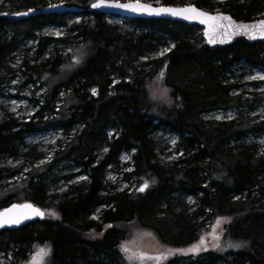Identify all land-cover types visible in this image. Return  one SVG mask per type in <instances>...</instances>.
Masks as SVG:
<instances>
[{
  "label": "trees",
  "instance_id": "1",
  "mask_svg": "<svg viewBox=\"0 0 264 264\" xmlns=\"http://www.w3.org/2000/svg\"><path fill=\"white\" fill-rule=\"evenodd\" d=\"M55 1L0 0V85L17 74L10 64L24 39L38 38L47 25L69 27L70 32L55 40V50L46 51L48 41L42 38L31 59L23 58L18 73L26 78L24 84L43 88L41 108L56 116L42 119L34 113L20 123L0 121V159L16 157L23 150L30 158L34 146L26 142L28 135L79 124L82 129L56 158L81 168L88 180L60 196L59 221L55 222V216L45 217L18 230L0 231L1 246H15L17 255L23 257L32 244L46 243L51 249L50 264L111 263L120 254L117 247L126 239L127 228L135 227L150 232L167 253L173 250L164 264H264V151L246 141L248 135L257 136L264 128L243 117L241 110L249 102L239 91L240 83L231 80V69L237 64L264 67V42L238 40L211 49L197 26L119 18L134 29L124 31L108 22L113 16L96 11L43 14L18 21L3 16ZM59 1L87 9L96 0ZM160 1L177 7L192 4L237 21L264 19V0ZM69 39L70 51L63 55L56 44ZM160 46L170 51L154 56ZM77 58L80 62L74 64ZM162 71L163 84L170 90L168 102L153 101L147 89ZM93 87L95 95L90 92ZM228 108L240 117L229 121L206 118ZM107 128L116 130L110 140ZM160 128L179 137L182 154L173 163L158 159L153 133ZM129 151H134L131 175L138 190L108 192L103 183L105 169L117 166L119 156ZM6 171L0 168V174ZM47 171L45 166L32 167L22 184L0 190V209L31 202L55 213ZM146 181L148 187L140 193ZM185 196L196 198L194 211L181 199ZM99 207L104 209L95 221L92 216ZM224 218L228 223L222 237L233 245L231 250L224 254L189 251L203 229ZM103 226L107 230L98 238Z\"/></svg>",
  "mask_w": 264,
  "mask_h": 264
},
{
  "label": "rangeland",
  "instance_id": "2",
  "mask_svg": "<svg viewBox=\"0 0 264 264\" xmlns=\"http://www.w3.org/2000/svg\"><path fill=\"white\" fill-rule=\"evenodd\" d=\"M122 3L130 2L132 0H115ZM223 1V0H215ZM152 5L162 6L160 0L153 2H148ZM64 4L59 0L49 4ZM79 20V18H77ZM108 22L115 24L121 29L127 31H133L132 27H128L127 23H123L119 17L108 18ZM69 27H59L55 25H47L42 28L39 33L38 38L24 39L18 46V50L14 51L12 62L10 64V69L13 73H17L11 78L9 83H3L0 85V121H10L15 122L28 121L32 118L34 113H39L38 116L42 119H51L54 115L48 110L42 109L44 105L42 93L43 88L34 87L30 84H24L26 78L23 74L18 73L21 69V64L23 58L31 59V57L39 50V41L47 39L48 50H55V40L61 37H66L70 32ZM7 36H12L10 29L5 30ZM74 35L71 34V38ZM70 37V36H69ZM54 39V41H52ZM22 40V39H21ZM70 40L64 44H56L58 50L64 51L63 55L69 53ZM44 41V40H43ZM72 43V42H71ZM167 49L166 46H160L157 49V55L160 56L162 50ZM61 53V52H60ZM31 56V57H30ZM160 72L151 80L147 86L150 97L152 98L155 94L156 99L153 101L168 102L170 101V90L168 89L167 96L162 95L163 89L166 88L163 84V79H159ZM264 75V67H253L246 63H240L233 66L231 69V80L240 83V92L242 91V96L247 99L249 106L242 109L243 117L255 124H262L264 128V80L260 79H249L251 76ZM90 89L91 94H93ZM60 102L55 101L56 105ZM248 105V104H247ZM216 117H220L217 119ZM240 116L236 110L228 108L224 110H216L206 115V118L215 121H229L231 119H238ZM82 129L79 124H74L69 127L68 130L62 128H54L47 130L45 132H38L36 134H31L26 137V142L34 146L33 154L31 156H24L22 154L11 157L7 156L0 159V168L7 169L6 172L0 174V190L9 188L13 183L22 184V181L26 178L27 173L32 167L45 166L48 167L47 172H49V180L46 181L48 185L49 195H55V215H50L49 213H54L51 208H44L46 217L54 218L55 222L59 221V214L56 210L57 202L63 193L71 191L72 187L80 186L84 184L88 177L83 173L82 169L73 165L69 161H64L56 158L58 151L62 150L65 143L68 142L75 132ZM114 128H107V138L110 140V136L115 134ZM153 138L157 145V156L158 159L164 163H173L182 154L181 147L179 146V137L173 132L168 130L158 129L153 133ZM175 140V143H173ZM246 141L257 147L260 152L264 151V131H262L257 136L248 135ZM106 151L104 148L102 153ZM134 151L123 152L118 158V165L115 167H107L103 173V183L106 189L111 192H121L126 191L127 193H134L138 190V185L135 182V177L131 175L132 168V157ZM46 172V173H47ZM84 178V179H82ZM106 193V192H105ZM183 201L187 203L190 207V211H194L198 205L195 197L185 196L181 197ZM54 204L53 202L50 203ZM103 207L97 208L92 216L93 220H98L101 210ZM221 223L218 225L217 221H214L209 225L207 231L202 230V234L199 235L197 242L193 245L198 246L197 251H207L214 250L219 254H224L232 249L233 245L226 239L222 237V231L228 222H224V219H219ZM107 227L103 226V230L96 235L98 238L102 237L106 232ZM128 235L122 243H126L130 249V253H142L145 257L143 260L135 259L129 261L127 256L121 252V244L117 247L120 254H117L115 262H109V260H104L103 264H164L165 260L168 258L167 250L161 247L153 235L145 230H138L137 228L128 227ZM92 237L95 238L93 234ZM215 237H219L216 239ZM0 237V243H1ZM201 238H204V245H200ZM50 246L46 243L43 244H32L25 249L23 257L17 255V247L12 245L6 247L0 244V264H29L33 254L37 250V246ZM192 247V249H193ZM194 252V251H193ZM160 254H165L166 258L161 260L150 259V257H155ZM50 257L47 258V264H50ZM113 261V260H112Z\"/></svg>",
  "mask_w": 264,
  "mask_h": 264
},
{
  "label": "water",
  "instance_id": "3",
  "mask_svg": "<svg viewBox=\"0 0 264 264\" xmlns=\"http://www.w3.org/2000/svg\"><path fill=\"white\" fill-rule=\"evenodd\" d=\"M96 1L92 2L87 9H81L77 7L72 6H66L64 4H52L48 5L46 7L40 8V9H31L28 11L18 12L15 14H4L3 16H6L7 19L12 21H18V20H24L31 16H37V15H43V14H54V13H62V12H98L100 14L104 15H110L113 17H119V18H127V19H157V20H167V21H174L179 22L188 26H197L202 30V35L205 40V43L207 47L214 49V48H224L232 45L238 40H243L248 44H254V43H261L264 42V34H262V30L258 27L260 22H264V19H258L253 21H237L234 18H232L230 15L217 12V13H210L203 9H200L196 7L195 5H186V6H170V5H162V6H156L152 5L150 3L146 2H140V4L151 6L154 9L158 8H171V9H183L187 7H195L196 9L203 11L211 16H227L231 18V24L228 20H216V21H209L206 23H200L199 20H185L180 16H173L167 13H161L160 15L156 14H149L146 11L141 12H133L127 9L123 8H110V7H101V8H93L92 4L96 3ZM112 2H119L112 0ZM136 1H130V2H119L120 4H127V3H135ZM20 13H27V15H20ZM239 25H248L249 30L245 31L241 28H238ZM257 26V27H253ZM207 33V34H206ZM212 39L215 42L210 43L209 40ZM142 187V186H141ZM141 193V191H139ZM25 204H31L34 208H39L42 212L45 213L43 209L40 207L34 205L31 202H24V203H11L7 205L6 207L2 208L0 210V213H5L7 210L12 209L13 211L9 213L10 216H16L20 213L26 212L28 210L21 209L19 207L14 206H21ZM45 219V215L43 218L39 216L33 215L31 219H24L19 224H5L3 227H0V231L4 230H18L28 224L35 223L38 221H42Z\"/></svg>",
  "mask_w": 264,
  "mask_h": 264
},
{
  "label": "snow or ice",
  "instance_id": "4",
  "mask_svg": "<svg viewBox=\"0 0 264 264\" xmlns=\"http://www.w3.org/2000/svg\"><path fill=\"white\" fill-rule=\"evenodd\" d=\"M93 8H101V7H110V8H123V9H127L133 12H141V11H146L149 14H156V15H160L161 13H167L173 16H180L185 20H199L200 23H206L209 21H216V20H228L231 22V18L227 17V16H211L203 11H200L198 9H196L195 7H187V8H183V9H171V8H158V9H154L151 6H146L143 4L139 3V0H136L135 3H127V4H120L119 2H112V0H97L96 3L92 4ZM20 15H27V13H20ZM238 28H241L245 31L249 30V26L248 25H239L237 26ZM253 27H257V26H253ZM258 27L262 30V34H264V22H260V24L258 25ZM207 34V33H206ZM210 43H214L215 41L210 39L209 40ZM172 47H175V45H172ZM166 51H170V49H164L161 52V55H163L164 52ZM80 61L79 59H75L73 61L74 64H78ZM167 67V65H165V68ZM164 78V72H160L159 74V79H163ZM249 79L255 80V79H260V80H264V75H260L259 77L257 76H251L249 77ZM93 95L96 94V89L92 90ZM168 93V89L164 88L163 89V93L162 95L164 97L167 96ZM153 99H156L155 94L152 97ZM217 119H220V117H216ZM173 143H175V140H173ZM261 143H264V141H261ZM84 179V178H82ZM148 187V183L147 181L144 183V185L139 189V191L143 192L146 188ZM15 207H19L21 209H26L28 211L20 213L16 216H10L9 213L12 212V209L7 210V212L5 213H0V227H3L5 224H19L22 220L24 219H31L33 215L35 216H39L41 218H43V216L45 215L44 212H42L39 208H34L31 204H25V205H21V206H14ZM50 215H55V213H49ZM224 222H228L227 218H224ZM221 223L220 220L217 221V224L219 225ZM216 239H218L219 237H215ZM200 245H204L205 240L204 238H201L200 240ZM239 247V246H237ZM198 250V246H194L193 249H190L189 251H197ZM173 250H169L168 254H172ZM183 251V250H181ZM121 252L124 253L127 258L129 259V261L135 260V259H139V260H143L145 259L144 255L142 253H130V249L128 247V245L126 243H122L121 244ZM51 255V249L48 246H37V250L36 252L33 254L31 260L29 261V264H47V258ZM166 258L165 254H160L158 256L155 257H150V259H154V260H161Z\"/></svg>",
  "mask_w": 264,
  "mask_h": 264
},
{
  "label": "bare ground",
  "instance_id": "5",
  "mask_svg": "<svg viewBox=\"0 0 264 264\" xmlns=\"http://www.w3.org/2000/svg\"><path fill=\"white\" fill-rule=\"evenodd\" d=\"M4 208V207H3ZM1 210V209H0Z\"/></svg>",
  "mask_w": 264,
  "mask_h": 264
}]
</instances>
